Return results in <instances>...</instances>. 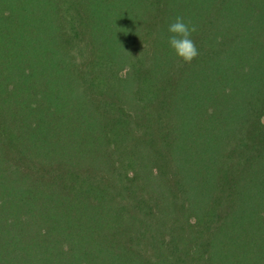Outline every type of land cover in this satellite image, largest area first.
I'll return each mask as SVG.
<instances>
[{"label":"trees","instance_id":"16d2710c","mask_svg":"<svg viewBox=\"0 0 264 264\" xmlns=\"http://www.w3.org/2000/svg\"><path fill=\"white\" fill-rule=\"evenodd\" d=\"M262 118L264 0H0V264H264Z\"/></svg>","mask_w":264,"mask_h":264},{"label":"clouds","instance_id":"9594fccd","mask_svg":"<svg viewBox=\"0 0 264 264\" xmlns=\"http://www.w3.org/2000/svg\"><path fill=\"white\" fill-rule=\"evenodd\" d=\"M169 46L174 50L175 54L184 63H191L199 55V50L195 41L192 39L194 33L197 32V26L190 21L185 22L184 17L177 16L168 26ZM261 123H264L262 118Z\"/></svg>","mask_w":264,"mask_h":264}]
</instances>
